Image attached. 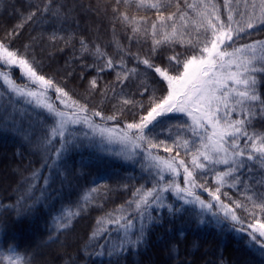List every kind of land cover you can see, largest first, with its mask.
<instances>
[{"label": "snow or ice", "instance_id": "1", "mask_svg": "<svg viewBox=\"0 0 264 264\" xmlns=\"http://www.w3.org/2000/svg\"><path fill=\"white\" fill-rule=\"evenodd\" d=\"M0 6L14 21L0 25V133L18 140L11 179L21 193L5 211L22 221L53 195L76 206L49 236L65 248L61 236L95 202L89 194L106 204L123 190V203L77 235L79 253L125 264L147 252L155 229L187 214L186 225L246 237L264 264V0ZM113 157L133 174L115 188L99 185L101 174L82 196L73 178L87 180L93 163ZM77 167L85 171L77 175ZM167 243L178 256L179 240ZM0 264L57 261L21 250L0 220ZM64 264L82 262L69 255Z\"/></svg>", "mask_w": 264, "mask_h": 264}, {"label": "trees", "instance_id": "2", "mask_svg": "<svg viewBox=\"0 0 264 264\" xmlns=\"http://www.w3.org/2000/svg\"><path fill=\"white\" fill-rule=\"evenodd\" d=\"M11 2L15 3V0H11ZM84 2L87 3L88 0H84ZM13 22L8 14H4L3 6H0V25ZM2 90L3 86L0 84V91ZM18 107L23 110L26 106L20 105ZM18 147L17 138L0 133V220L8 224L10 234L18 242L20 249H35L42 258H54L57 264H64L69 255L74 259H81L82 264H91V261L100 264L98 257L89 258L77 251L76 237L77 235L83 236L84 231L89 229V225L94 224L104 211L111 210L123 203L127 199L126 194L120 190L113 194L109 202L105 204L98 198L97 193H90V199L95 197V202L90 204L85 212L81 213L83 218H77L73 221L75 231L69 233L67 237L61 236V240L67 239L71 245L61 248L59 243H52L49 236H55L56 230L63 222L62 216H66L69 212L79 211L76 206L69 205L63 198H57L53 195L49 197V200L42 202V205L39 206L41 211L22 221H18L11 210L5 211L6 206L15 201L21 194L15 191L16 184L11 179L19 160L18 156H14ZM76 160L78 164L79 157ZM25 162H27V157ZM84 171V169L77 167V175ZM104 173L107 174L106 180L98 181V184L101 186L106 184L115 188L118 180L133 174V169L130 165L114 157L107 159L103 165L93 163L88 170L87 180L81 178L77 182L73 178L74 187L79 190L80 185L84 186V192L81 193L83 196L88 193L89 187H97V185L92 184V181ZM54 187L60 188L59 181ZM51 192L52 190L49 189L48 193ZM48 193L45 194L48 195ZM36 195L40 196V192L38 191ZM188 219L189 216L186 214L184 220L177 218L173 223L165 222L162 227L155 229L147 252L143 253L142 256L130 255L125 264H140V260L144 258L169 260L170 264H183L184 261L193 260L198 261L199 264H217L221 258L229 264H261L260 255L246 247V237H241V235L227 228H217L215 225H201L199 228L193 227L191 224L186 225ZM181 229L185 230L184 235L180 234ZM169 239L179 240L178 256L175 252L171 256L169 255L170 245L167 243Z\"/></svg>", "mask_w": 264, "mask_h": 264}]
</instances>
